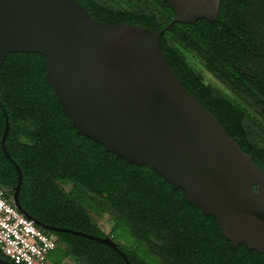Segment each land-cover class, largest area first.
Masks as SVG:
<instances>
[{
    "label": "water",
    "instance_id": "95a60500",
    "mask_svg": "<svg viewBox=\"0 0 264 264\" xmlns=\"http://www.w3.org/2000/svg\"><path fill=\"white\" fill-rule=\"evenodd\" d=\"M173 15L156 30L128 22L93 19L75 0H0V65L11 52L42 56L43 79L78 134L134 165L145 164L186 202L215 219L232 245L264 254V172L225 132L168 67L158 47L173 23L217 21L220 0H164ZM10 188L13 205L43 230L100 241L128 260L109 237L48 226L19 204L18 165ZM186 141L198 155H177ZM256 185V191L251 186ZM0 264H12L0 257Z\"/></svg>",
    "mask_w": 264,
    "mask_h": 264
},
{
    "label": "trees",
    "instance_id": "16d2710c",
    "mask_svg": "<svg viewBox=\"0 0 264 264\" xmlns=\"http://www.w3.org/2000/svg\"><path fill=\"white\" fill-rule=\"evenodd\" d=\"M75 1L95 20L128 22L151 30L167 23L173 15L164 0ZM254 10L264 22V0H220L217 21H202L210 41V61L206 67L226 83L230 77L235 79L240 74L242 64L235 61V47L240 40L251 39ZM222 22L225 34H222ZM190 36L187 25L175 22L160 35L158 47L172 71L175 65L181 69V83L187 92L192 94L190 86H194L211 107L221 110L222 121L229 124L228 130H233L240 121L234 102L222 100L217 90L203 85L200 75L173 53V40L186 41ZM43 73V59L36 52L8 53L0 65V102L8 121L4 147L21 172L18 201L28 214L48 226L102 235L95 220L99 215L92 208L93 199L103 200L101 192L106 193V199H112L115 193L127 192L118 188L119 185L143 182L134 165L116 155H103L111 152L76 132L44 81ZM194 97L198 99L196 94ZM209 113L218 118L215 112ZM3 125L0 111V135ZM249 154L264 172V150ZM152 172L158 183L169 184ZM16 180V170L0 149V188L5 195L11 194L9 187ZM57 180H67L73 187L66 192L58 187ZM178 197L191 207L195 223L185 244L188 253L192 255L193 252V259L186 264H264V254L248 249L243 243L232 245L222 236L212 216L203 215L198 207L186 203L182 192ZM39 229L67 244V255L76 260L81 257L84 261H77V264H91L95 258L101 260V264H125L109 246L97 240L70 232ZM129 259L131 264L145 263L132 257Z\"/></svg>",
    "mask_w": 264,
    "mask_h": 264
},
{
    "label": "flooded vegetation",
    "instance_id": "af4514ba",
    "mask_svg": "<svg viewBox=\"0 0 264 264\" xmlns=\"http://www.w3.org/2000/svg\"><path fill=\"white\" fill-rule=\"evenodd\" d=\"M254 12L251 39L240 40L235 47V61L242 64L239 66L240 74L235 79L230 77L228 83L216 77L206 67L210 61V41L207 40V31L202 23L204 18H196L191 23L179 22L188 26L191 36L186 41L178 39L172 42L175 57L183 58L200 75L203 85L214 88L222 96V100L233 101L237 106L240 121L233 130L231 128L228 130L230 126L222 121L221 110L211 107L203 99L201 93L194 86H190L193 96L194 94L198 96V99L195 97L197 102L200 105L202 103L206 105V107L201 106L208 112H215L218 118L212 116L216 118L240 149L248 155H250L249 152L255 153L258 150H264V22L263 18L259 17L258 11L254 10ZM222 34H225L223 22ZM172 69L182 82L181 69L177 65ZM179 150L181 152L177 155L184 157L198 155L189 151L190 147L186 141L179 143ZM103 155L116 154L111 152V154ZM134 166L142 184L119 185L118 188L126 189L125 194L117 195L115 193L114 198L106 199V193L101 192L104 199L94 198L91 202L92 208L95 209L97 216L99 215L96 216L98 220L96 223L102 231V235L94 236H109L116 243L120 252L124 254L129 264H131L130 257L143 261L144 264L189 263L193 259V252L192 255L189 254L188 246L185 244H187L186 240L189 239V234L195 223L191 207L182 203L178 197L180 192L183 193V190L179 187L172 188L167 183L170 190L168 185L158 183L152 172L154 170L151 167L148 168V165ZM56 184L66 192L73 187V184L67 180H57ZM251 188L256 191L257 186L252 185ZM10 191L12 192V190ZM90 196L92 197V195ZM97 202H103V204L98 205ZM119 227L123 228L129 236L128 242H122L116 238L115 231ZM53 238L55 239L53 250L58 249L65 255L61 263L65 261H70L72 264H77V261L84 262L81 257L76 260L67 255L69 252L67 244L59 242L55 236ZM112 251L124 262L118 252L114 249ZM91 264H101V260L95 258Z\"/></svg>",
    "mask_w": 264,
    "mask_h": 264
},
{
    "label": "built area",
    "instance_id": "2783aa9c",
    "mask_svg": "<svg viewBox=\"0 0 264 264\" xmlns=\"http://www.w3.org/2000/svg\"><path fill=\"white\" fill-rule=\"evenodd\" d=\"M55 247L45 234L19 212L10 195L0 188V255L13 264H52L49 253ZM63 264V263H61Z\"/></svg>",
    "mask_w": 264,
    "mask_h": 264
},
{
    "label": "rangeland",
    "instance_id": "374dc122",
    "mask_svg": "<svg viewBox=\"0 0 264 264\" xmlns=\"http://www.w3.org/2000/svg\"><path fill=\"white\" fill-rule=\"evenodd\" d=\"M78 197H81L80 194H78ZM95 220H97L95 218ZM98 221V220H97ZM106 222V221H105ZM104 222V223H105ZM115 236L116 238L120 239L122 242H128L129 241V236L127 235V233L124 231L123 228L119 227L118 229H116L115 231ZM65 257L64 253L61 252L60 250L56 249V250H52L49 253V258L51 259L52 262H59V264H61V260ZM63 264H72L70 261H65L63 262Z\"/></svg>",
    "mask_w": 264,
    "mask_h": 264
}]
</instances>
